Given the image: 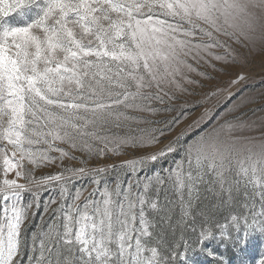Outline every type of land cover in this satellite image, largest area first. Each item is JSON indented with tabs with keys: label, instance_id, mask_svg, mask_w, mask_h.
I'll list each match as a JSON object with an SVG mask.
<instances>
[{
	"label": "snow or ice",
	"instance_id": "obj_1",
	"mask_svg": "<svg viewBox=\"0 0 264 264\" xmlns=\"http://www.w3.org/2000/svg\"><path fill=\"white\" fill-rule=\"evenodd\" d=\"M221 36L264 42V0H0V264H187L189 245L165 248L154 231L150 213L162 211L165 189L178 195L182 218L201 186L228 201L243 189V211L231 216L232 228L243 230L237 242L264 235V131L237 134L264 124L225 118L251 97L191 140L181 133L150 152L165 128L141 127L160 121L130 114L172 111L154 105L195 82L188 58L238 68L228 89L209 93L231 99V87L248 77ZM129 150L130 158L105 162ZM177 152L163 174L141 176ZM45 191L52 194L42 202ZM41 208L29 238L26 226ZM212 236L203 231L199 242Z\"/></svg>",
	"mask_w": 264,
	"mask_h": 264
},
{
	"label": "rangeland",
	"instance_id": "obj_2",
	"mask_svg": "<svg viewBox=\"0 0 264 264\" xmlns=\"http://www.w3.org/2000/svg\"><path fill=\"white\" fill-rule=\"evenodd\" d=\"M13 23L23 24L24 21L16 18ZM220 39L226 40L237 56L245 61L243 64L244 74L248 78L240 85L231 87L230 90L234 93L231 99L227 98L226 93L209 97V93L218 88L228 89L229 80L236 77L238 68L227 65L223 61H217L211 56H205L204 59L197 60L188 58V62L193 65L195 71H186V75L195 82L185 83L184 88L187 89L185 92H176L175 89H172L178 97L176 100L163 105L159 103L154 105L160 109L171 107L172 111H160L155 115L130 113L144 116L149 120L160 121L159 124L141 125V127L165 128L166 134L161 138V143L155 148L144 151H156L170 141L175 140L181 133L185 134V140H191L194 136L217 123L221 114L237 102L241 96L251 97L252 102L245 104L237 112L225 118L232 119L235 116H242L244 120L249 122L255 121L258 125L264 124V42L257 41L255 44H250L245 41L243 44H236L223 36ZM244 44H247V46L245 47ZM214 51L221 55L225 52L223 48L214 49ZM206 110H210L209 118L190 128L189 126L194 125V122L199 120ZM173 119L179 122L170 125L173 130L168 131L165 122ZM120 131L123 132V130ZM262 131H264V127L257 131L237 134L259 136ZM133 154V150H129L127 156L105 162H118L130 158ZM135 154L141 155L143 153L135 152ZM77 155L80 154L77 153ZM180 158L181 154L177 152L169 156L168 159L152 164L145 172H141V176L153 175L157 171L163 174V169L172 167L174 160ZM92 163L96 162L93 161ZM44 171L50 172L56 171V169H45ZM39 174L40 172H37V175ZM81 184L87 185V181L77 182V186ZM51 194L49 191L43 192L42 202L47 200ZM234 197V201H228L227 195L222 196L218 189L210 188L207 185L201 186L198 198H194L192 201L191 216L182 218L178 195L170 189H165L159 194L162 211L150 213L155 224L154 231L161 238L165 248L177 244L181 246L184 244L189 245L186 252L187 264H258L259 260L264 257V235L256 232L249 236L245 244L241 245L237 242V237L243 236V230L236 232L232 228L231 216L243 211L241 207L244 202L243 189L235 192ZM185 198L187 199V196ZM43 215V208H41L36 211L34 219L28 222L26 235L29 238L32 232L37 230ZM210 228L213 236L201 244L199 242L200 233ZM209 250L212 251L213 255H208ZM179 251L185 252V249L181 247ZM180 264H183V260Z\"/></svg>",
	"mask_w": 264,
	"mask_h": 264
}]
</instances>
